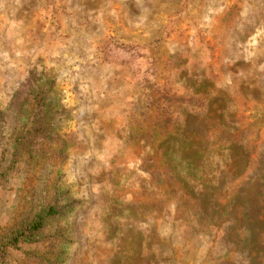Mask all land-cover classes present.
<instances>
[{
  "label": "rangeland",
  "instance_id": "374dc122",
  "mask_svg": "<svg viewBox=\"0 0 264 264\" xmlns=\"http://www.w3.org/2000/svg\"><path fill=\"white\" fill-rule=\"evenodd\" d=\"M231 7L239 16L224 34ZM108 37L140 47L131 70L123 52L102 56ZM33 72L72 112L57 130L76 145L61 162L35 150L0 180L1 229L38 211L59 181L80 202L68 264H264V0H0V107ZM155 81L212 88L221 104L165 147L207 219L177 213L185 200L171 189L159 197L150 151L131 141L129 116ZM248 128L261 138L255 163L234 141Z\"/></svg>",
  "mask_w": 264,
  "mask_h": 264
},
{
  "label": "trees",
  "instance_id": "16d2710c",
  "mask_svg": "<svg viewBox=\"0 0 264 264\" xmlns=\"http://www.w3.org/2000/svg\"><path fill=\"white\" fill-rule=\"evenodd\" d=\"M238 16V9L231 7L220 20V31L224 34L231 31ZM128 48L117 46L109 37L100 45L101 54L107 61L119 62V52L126 54L130 60L126 62L121 58L120 63L131 70V60L139 57L137 50L140 47ZM34 73L21 85L11 102L6 107H0L2 181L8 180L22 164L27 163V158L33 156L35 150L61 162L68 149L76 145L75 141L71 143L57 130L58 124L70 119L72 112L52 98V83L39 82L42 74ZM215 95L216 91L212 88L181 92L170 81L163 84L155 81L149 87L146 105L136 107L129 116L132 143L138 149L144 147L150 151L143 165L160 177L158 182L153 180L151 183L155 192L164 197L171 189L174 194L170 197L185 200L184 207L179 206L177 213L192 212L201 219L210 217L204 208V201L195 198L187 183L178 175L177 161L165 147L170 138L186 139L190 116L206 117L213 109H220L221 104L216 101ZM256 133L259 134L248 128L234 136V141L250 149L251 163H255L253 156L258 153L261 139L259 136L254 138ZM47 147L49 150H46ZM61 153L62 157H58ZM170 197H166L165 205L171 204ZM79 203L59 181L53 183L50 195L38 211L28 212L12 226L0 228V264H15L17 260L14 256L17 255L22 258L19 264H68L74 232L67 220Z\"/></svg>",
  "mask_w": 264,
  "mask_h": 264
}]
</instances>
